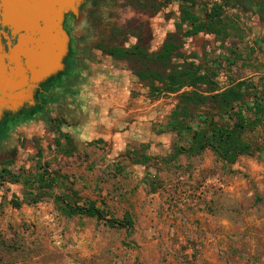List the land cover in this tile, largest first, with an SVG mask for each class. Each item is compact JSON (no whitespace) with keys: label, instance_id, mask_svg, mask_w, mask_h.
<instances>
[{"label":"rangeland","instance_id":"374dc122","mask_svg":"<svg viewBox=\"0 0 264 264\" xmlns=\"http://www.w3.org/2000/svg\"><path fill=\"white\" fill-rule=\"evenodd\" d=\"M193 1V11L203 19L206 7L221 0ZM180 4L179 0H86L80 7L72 38L78 46L66 61L68 69L78 59L77 76L66 84L84 85L87 71L95 80L91 90L95 103L91 111L85 107L82 112L68 89L64 98L69 100L63 106L20 117L8 134L0 136V161L12 172L34 174L45 166L56 174L50 195L19 207L12 200L33 191L21 183L0 186V264H264V123L246 130L243 137L253 151L232 164L209 149L173 159L177 138L161 129L177 96L151 97L147 85L131 71L133 62L97 52L98 46L134 44L133 32L148 43L149 51L158 50L176 28ZM228 12H236L240 32L244 31L245 21L237 9ZM248 22L241 43L250 46L255 41V50L250 53L241 45L243 62L218 67L221 86L227 76L255 82L264 76V22L252 16ZM237 33L230 34L228 42L237 43L241 36ZM218 44L213 36L200 33L185 40L184 51L195 53L196 63L207 68L223 61ZM108 58L110 71L87 67L88 63L106 66ZM122 87L141 95L143 102L150 99L157 111L154 122L144 126L141 141L133 139L125 148L96 137L69 153L55 146V139L66 131L75 141L72 129L89 113L92 120L100 116L104 121L96 129L109 130V96L122 92ZM68 188L77 193L72 201L93 200L105 218L130 215L133 228L111 227L105 219L86 215L66 216L55 200L56 195H68Z\"/></svg>","mask_w":264,"mask_h":264},{"label":"trees","instance_id":"16d2710c","mask_svg":"<svg viewBox=\"0 0 264 264\" xmlns=\"http://www.w3.org/2000/svg\"><path fill=\"white\" fill-rule=\"evenodd\" d=\"M179 1L176 28L166 35L158 50L149 51L148 43L137 32L132 33L137 41L128 47L98 46V49L112 59L133 62L135 65L131 71L147 85L151 97L176 94L177 101L161 129L174 133L177 138L171 158L183 154L198 155L209 149L216 158L232 164L239 156L253 151L252 145L243 137L246 130L264 123V76L260 77L259 83L249 79L233 80L221 90L217 82V67L204 68L196 63L197 55L187 54L184 45L187 38L199 33L213 34L226 42L230 30L240 32L239 17L228 11L237 7L246 9L250 4L245 0L213 2L204 10L202 19L193 11V0ZM55 146L67 153L74 150L71 137L66 133L59 134ZM138 157L148 158L141 154ZM0 165V186L5 182L21 183L33 191L25 192L21 200L13 199L14 207L39 202L43 195H50L56 185V174L45 166L39 167L41 170L34 174H22L12 172L4 162L0 161ZM68 192V195H56L55 200L62 205L61 210L66 216L86 215L97 220L105 219L111 227L133 228L130 215L125 214L121 219L105 218L103 210L93 200L80 203L78 198L72 201L77 193L71 188Z\"/></svg>","mask_w":264,"mask_h":264},{"label":"water","instance_id":"95a60500","mask_svg":"<svg viewBox=\"0 0 264 264\" xmlns=\"http://www.w3.org/2000/svg\"><path fill=\"white\" fill-rule=\"evenodd\" d=\"M82 1L0 0V25L18 35L17 43L7 52L0 46L1 94L4 91V96L8 95V88L17 91L11 95L10 103L0 97V118L7 108L17 109L23 100H31L36 87L67 72L70 49L61 21L69 11L78 19Z\"/></svg>","mask_w":264,"mask_h":264},{"label":"crops","instance_id":"0c3cea01","mask_svg":"<svg viewBox=\"0 0 264 264\" xmlns=\"http://www.w3.org/2000/svg\"><path fill=\"white\" fill-rule=\"evenodd\" d=\"M247 4H250V6L246 9L243 8H236L237 13L240 16V18H243L245 21V26L242 28V32H239L237 34L241 33V38L237 39V43L233 42H228V38L226 39V42H222L220 39H217L213 34H206V35H211L214 37V39L219 43L218 46L222 49V60L217 62L219 65H214V66H207V67H218L221 65H228V68H231L232 66L236 64V61H239L240 59L243 60V52L240 51L241 45L244 47H248V52L253 53L255 50V47L257 43L255 41L252 42V45H244L241 43L242 40H244V37L247 36L248 34V25L247 22L249 21L250 17H257L259 20L264 22V5L259 4L258 6L252 2H247ZM262 8V11L260 10ZM233 10V9H232ZM260 10V11H259ZM236 11V10H234ZM236 15V12L235 14ZM249 23V22H248ZM241 29V28H240ZM235 30H230L228 36L230 34L234 33ZM200 34V33H199ZM198 35V34H197ZM196 36V35H194ZM193 37V36H192ZM191 38V37H190ZM232 50V52H230ZM98 53L101 52V50L97 51ZM72 55V54H71ZM108 56V55H106ZM110 57V56H109ZM88 62V61H87ZM110 62V59H107V63ZM223 62V63H222ZM73 67L66 69L67 72L63 73L60 72L57 74L52 80H48L43 83L44 86L40 87L41 88V97H44V100L41 101L39 104L40 106L44 104L43 108L47 109L48 106H53V105H62L64 104L65 101H68L69 98H64V95L66 94V90L70 89L71 90V97L70 99L74 100V105L78 106L80 105L81 111H85V107L87 111H91L92 105H94L93 101L95 100V96L92 88L94 86L95 80L93 76H90V74L86 71V77H88L86 83L82 86L79 85V82L77 83H72L71 86L66 84V80L69 77H76V66L79 64L78 59H73ZM109 64H93V63H88L87 67L94 71L96 68H103L102 70H109L110 67ZM78 73V71H77ZM81 73V72H80ZM58 79V84L57 87L55 86L54 91H48L46 86L54 81L55 79ZM113 79H115L114 76H112ZM137 78V77H135ZM76 79V78H75ZM91 79V80H90ZM117 79V78H116ZM115 79V80H116ZM226 83L224 86H221L219 83V73L217 76V82L223 90L226 88L233 80H239V79H249L252 80L254 83H259L260 82V77L258 78L257 82H255L252 78L250 77H236V78H231L229 76L226 77ZM56 85V84H55ZM122 92L118 91V93L113 92L109 96V102H110V112L107 117L106 123L110 125L109 130H99L96 129V126L98 123L102 122V117L98 116L94 120H92V114L89 113L88 117L86 120L82 121L81 123L78 122L72 129L73 135L75 141L73 140V145L74 146H81L82 144L86 145L87 143L92 142V139L102 137L105 139H108L109 141H113L114 147L117 146H123L127 148L129 144L131 143V140H139L143 138V132H144V126L148 127L149 124H151V121L154 119L157 111L155 108H153V104H150L151 102L150 99L147 100V102H143V97L141 95H138L136 93H130L131 90L129 88L122 87L121 89ZM35 95V92L33 96ZM168 95H176V94H168ZM81 99V100H80ZM87 100V101H86ZM88 100H90V103H88ZM102 101V99L100 100ZM103 104H105L104 101H102ZM101 103V105H102ZM32 111H30L28 114H31ZM95 115V114H94ZM104 118V117H103ZM104 122V121H103ZM102 122V123H103ZM154 122V120H153ZM67 129V127L65 128ZM59 130V129H58ZM59 132V131H58ZM67 133V131H66ZM68 134V133H67ZM69 135V134H68ZM71 137V135H69ZM72 138V137H71ZM62 145H64V142L62 140L61 142ZM39 150L37 149V154ZM73 155V154H71Z\"/></svg>","mask_w":264,"mask_h":264},{"label":"flooded vegetation","instance_id":"af4514ba","mask_svg":"<svg viewBox=\"0 0 264 264\" xmlns=\"http://www.w3.org/2000/svg\"><path fill=\"white\" fill-rule=\"evenodd\" d=\"M86 0H83V2H85ZM247 2H252L254 4H256L257 6L261 3H264V0H246ZM77 21H75V16L73 14V12L69 11L63 18V20L61 21V26L62 28L65 30L67 36H68V43L67 45L69 46V49L72 50L73 47H77L78 45L76 43L73 42V35L75 33V31L77 30ZM17 38L18 35H13L11 33V29L8 28L7 26H1L0 25V46H2L3 50L5 52L8 51V47L10 46H14L17 43ZM71 55L68 58V61H70ZM32 85L31 82H28L27 86L31 87L29 85ZM56 84V85H55ZM58 84V79L56 78L54 81L50 82L46 88L48 91H54L55 86L57 87ZM24 90L23 87V91L24 93L27 92V87ZM27 89V90H26ZM6 91L8 92V95L5 94L4 96V91H3V95L1 94L2 91H0V97L3 96V98L5 99V102L10 103V97L11 95H13L16 92L11 91L9 88L8 90L6 89ZM35 95L32 97L31 100H23L22 104L17 108H7L4 112L3 115L0 118V136H4L5 132H9V130H11V126H13V122L17 119H24L23 117L25 116V118H27V116H30V114H28L30 111H32L31 116L35 114H39L42 111H45L47 109L43 108L44 104H42L40 106V102L44 100V97H41L42 94L41 92V88L36 87L35 89ZM21 93V92H19ZM4 134V135H3Z\"/></svg>","mask_w":264,"mask_h":264}]
</instances>
